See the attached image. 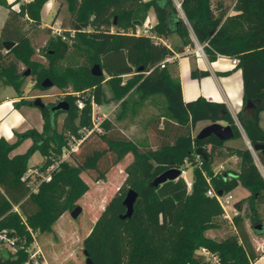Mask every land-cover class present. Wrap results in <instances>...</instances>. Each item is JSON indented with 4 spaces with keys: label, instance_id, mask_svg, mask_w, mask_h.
Masks as SVG:
<instances>
[{
    "label": "trees",
    "instance_id": "trees-1",
    "mask_svg": "<svg viewBox=\"0 0 264 264\" xmlns=\"http://www.w3.org/2000/svg\"><path fill=\"white\" fill-rule=\"evenodd\" d=\"M47 1L33 0L15 8V2L0 0V5L8 8L0 31V79L20 93L26 76V70H21L24 64L36 74V86L44 88L42 81L49 77L54 85L71 92L63 97L70 105L68 111H52L55 103L40 108L44 119L41 132L29 129L17 133L15 142L0 137V232L6 230L8 236L17 239L15 251L5 247L4 252L0 250V264H36L29 252L33 233L51 232L58 218L77 205L90 188L82 172L91 173L94 180L105 179L109 169L129 153L133 154V161L126 168V185L109 200L83 240L86 258L90 257L94 264H252L260 253L240 215L231 222L235 233L218 239L207 235L209 229L226 221L220 201L216 195L208 194L211 188L219 195H226L240 185L247 188L249 196L234 205L242 211L247 201L252 226L264 223L257 208L258 202L264 203V176L251 150L226 147V141L215 135L202 139L194 135L196 125L209 120L225 121L233 127V138L242 137L224 102L204 96L185 102L180 78L172 75L170 67H159L175 49L150 35H137L134 29L135 21L143 25L153 10L157 22L151 28L152 33L156 36L177 33L182 39L179 51L193 43L191 28L200 42H208L205 49L210 60H215L218 54L238 58L237 66L244 79V108L238 118L250 144L264 145V129L260 124L264 112V0H235L233 8L238 13L232 15H228L227 0H181L188 23L174 0H64L75 39L70 42L66 31H62L66 39L61 34L51 38L47 53L50 65L45 68L33 60L30 33L39 26ZM5 40L16 44L4 51ZM71 48L82 53V62L57 68ZM95 64L101 66L102 74L93 73ZM126 74L131 76L124 81L122 76ZM208 74L206 70L191 71L193 78ZM105 83L112 92L110 96ZM156 95L162 97L165 107L161 119L151 123L159 136L157 147H142L117 132L108 117L102 124L103 131L87 137L79 150L72 153L75 165L58 161L66 136L90 125L92 100L101 105L117 101L121 106L117 115L120 119L128 111L135 113L146 99ZM248 101L251 106H247ZM21 104L34 105V101H18L15 106ZM63 112L66 115L58 130L57 119ZM27 138L32 139L28 149L11 155ZM223 148L240 159L239 171L214 172L212 165ZM37 150L43 155L41 171L58 162L50 181L40 176L35 180L22 179L27 174L30 157ZM256 151L264 167V149ZM187 162L194 165L191 188L181 175L158 186L153 184L168 169H186ZM130 188L138 192V197L132 215L123 218L126 212L123 200ZM202 248L216 260L197 255Z\"/></svg>",
    "mask_w": 264,
    "mask_h": 264
},
{
    "label": "rangeland",
    "instance_id": "rangeland-1",
    "mask_svg": "<svg viewBox=\"0 0 264 264\" xmlns=\"http://www.w3.org/2000/svg\"><path fill=\"white\" fill-rule=\"evenodd\" d=\"M13 7L17 8V3L14 4ZM7 10V7L0 5V31L7 17ZM70 20L71 15L64 0H48L44 4L41 11V22L39 26L33 29L30 33L32 46L34 49L33 60L35 62L43 65L45 68L49 67L50 63L47 56L49 49L48 43L49 40L53 37H56L60 31H66L69 33L71 37L70 42L75 39V32L69 28ZM137 29L138 27L134 29V32ZM4 51H6V49H4ZM82 60V53H80V51L76 50L75 48H71L66 58L60 61L56 67L62 68L67 65L77 66L82 62ZM28 68L29 67L24 64L21 65L22 71L27 70ZM127 78L128 76H125L123 79L126 80ZM0 87L3 88V97L9 93L11 94L15 92L17 97H19V101H35L36 98H40L45 104L57 103L60 100H63L64 95L71 93L70 90H63L57 85H53L49 88H40L36 86V74L32 73L31 71L29 75L24 76L20 93H17L11 86L8 87V85H6L1 79ZM104 88L107 95L110 96L112 92L107 83H105ZM105 106H107V104L103 105V111L107 112L105 110ZM108 106L110 110L107 112L108 117L114 122L117 132H125V135L128 138L145 148L157 147L159 145V136L152 130L151 126L153 124L151 123L156 118L161 119V116L165 114V107L160 95H156L153 98L149 97L143 102L142 105L137 107L135 113L128 111L126 115L120 119L117 118L118 113L121 111V106L119 103L117 101H111L109 102ZM65 115L66 113L63 112L58 116V130L61 129ZM235 121H237L236 123L242 133V137L231 138L227 140L225 143L226 147L249 148V143L245 136L246 133L244 134L245 131L241 122L238 119ZM219 122L223 125L228 124L225 121ZM210 123L212 122L209 120L199 122L194 128V135L196 136L202 128ZM249 149L251 150L257 165L264 175V167L259 159L257 151L253 148V146ZM42 159L43 155L37 150L30 159V164L32 166H28L27 173L37 176L36 171L40 170V163ZM68 161L73 165L77 163L76 160L71 156L68 157ZM132 161L133 154L129 153L121 162L111 167L107 172L105 179L102 180H94V177L91 175V173L82 172V177L90 187L89 190L77 201V204L82 206V212L77 218H73L70 215V211H68L69 215L67 216L66 221L58 222L56 224L55 230L51 232H45V234L41 236L43 241L45 240L48 242L49 240H53V244L49 245L47 250L53 256L56 262H58V264H86L83 240L91 230L94 220L100 216L109 200L116 194L121 186L126 185V168ZM185 167L187 170V177L193 180L194 165L190 162H187ZM212 168L214 172L219 173L223 171L237 172L240 169V159L233 155L231 151L223 148L222 154L215 158ZM230 194L233 196L232 202L230 203L231 205L239 199L247 198L250 193L247 188L240 185L235 190L231 191ZM230 205L227 210L231 214L233 213V208ZM257 208L260 217L264 219V203L258 202ZM249 212L250 210L248 208L247 201H245L241 214L239 215L243 218L245 226L248 227V233L253 243H256V240L254 239L256 237L264 236V233H255ZM224 219H226V221L221 222L218 227L209 229L207 231V235L218 239L224 235L235 233V229L230 222V219ZM197 255H201L210 261L214 260V257L211 254L204 252L202 249L197 252Z\"/></svg>",
    "mask_w": 264,
    "mask_h": 264
},
{
    "label": "crops",
    "instance_id": "crops-1",
    "mask_svg": "<svg viewBox=\"0 0 264 264\" xmlns=\"http://www.w3.org/2000/svg\"><path fill=\"white\" fill-rule=\"evenodd\" d=\"M8 1L10 3H17V6L22 3L21 0ZM234 1L235 0H227V3L230 5L228 15L238 13L233 8ZM180 14L186 23H188L183 11H180ZM148 16L149 18L147 17L146 21L149 25L153 26L157 22L154 11L150 10ZM144 24L141 25L142 27L137 25L138 29H143ZM190 37L193 43L185 45L182 51L178 50V47L182 46V39L177 33L168 36H157L155 39L156 41H160L168 47L175 49L172 54L175 55V60L169 62L167 67H170L173 76H178L180 78L183 100L187 102L194 100L199 96H204L208 100L224 102L230 110L233 118L239 120L238 113L244 108V79L241 68L237 66L238 64H233V57L228 55L218 54L215 60H210L206 52V59L195 57L192 49L194 46V38L197 39V37L191 28ZM193 69L206 70L209 71V74L201 78H193L191 76V71ZM125 76L130 77L131 75L126 74L122 77L124 78ZM2 89L3 88L0 87V137H4L9 142H15L17 140V133H22L29 129H36L41 132L43 130L44 119L40 108L29 104H21L17 107L15 106V103L19 101V97H17L15 92H13L14 94L9 93L3 97ZM247 106H251V103ZM105 107V110L109 112L108 104ZM100 110L103 111V105H101ZM260 124L264 129V112L261 113ZM124 134L126 133L124 132ZM245 136L249 143L246 134ZM31 144V138L23 140L18 147L13 150L11 155L25 152ZM30 159L28 161L29 167L32 166L30 164ZM15 209H18L17 206H15ZM68 215V211L64 212L53 225L52 231L55 230L58 222L66 221ZM96 220L97 219L94 220V223ZM246 230L249 232L248 227H246ZM44 234L45 233H33L34 242L32 243L30 250L38 251L40 264H58L47 250L48 246L53 244V240H49L48 242L45 240L43 241L41 236ZM254 240H256V243L253 244L257 252L260 253V256L253 261L252 264H264V236L256 237ZM4 247L10 249L6 244L0 242V250L3 252L5 251Z\"/></svg>",
    "mask_w": 264,
    "mask_h": 264
},
{
    "label": "built area",
    "instance_id": "built-area-1",
    "mask_svg": "<svg viewBox=\"0 0 264 264\" xmlns=\"http://www.w3.org/2000/svg\"><path fill=\"white\" fill-rule=\"evenodd\" d=\"M33 0H21L22 3L24 2H31ZM176 6L178 7V9L180 11H182L181 8V0H176L175 1ZM151 28L152 25H149L147 22L144 24V28L143 29H137L135 31V34H147L152 36L154 39L157 38V36L151 32ZM75 32V31H73ZM59 34L62 35L63 39H66V36L62 33V31L59 32ZM209 46L208 42H200L198 39L194 38V46L192 49V52L194 54L195 57L197 58H207L206 56V47ZM175 60V55H169L167 56L165 59H163L160 63H159V67L160 68H165L167 67V64L169 62H172ZM232 62L233 64L237 65L239 63V59L236 57L232 58ZM79 107L82 108L83 104L82 102L78 103ZM91 123L90 125L87 126H83L78 130L77 134H68L66 136V144L63 147L62 153L59 156V160L58 161H68V157H70L72 155L73 152H76L79 150L80 146L82 145V143L85 141V139L87 137H89L90 135L94 134V133H100L103 131V127L102 124L104 122V120L106 118H108V113L103 112L100 110L101 105L99 103H97L95 100L91 101ZM199 162L200 159H199ZM58 164V162H56L55 164L50 165L49 167L46 168L45 171H41L38 170L36 171L37 176H40L42 180L45 181H50L52 178V171L54 170L55 166ZM187 170L186 169H182L181 172V176L185 179L187 185L189 188L192 187V179L187 177ZM37 176L35 175H30V174H25L22 179H31V180H35L37 178ZM208 194L209 195H216V197L218 198V200L220 201L223 209H224V218H229L230 221L232 222L233 218L239 214H241V211L238 210L236 208V206L234 204L230 203L232 202L233 196L228 193L226 195H219L216 194L215 191L211 188L208 190ZM230 206H232L233 208V213H229L227 208ZM0 242L6 244L10 249H12V251H15L17 248V239L15 237H10L7 235L6 230L0 232ZM202 250L204 252H207L208 254H210L205 248H202ZM30 257L32 258V260L36 263V264H40L39 263V254L37 250H30ZM213 256V255H212ZM214 257V260H216V257Z\"/></svg>",
    "mask_w": 264,
    "mask_h": 264
},
{
    "label": "water",
    "instance_id": "water-1",
    "mask_svg": "<svg viewBox=\"0 0 264 264\" xmlns=\"http://www.w3.org/2000/svg\"><path fill=\"white\" fill-rule=\"evenodd\" d=\"M135 23L137 25H142V22L139 21V20H136ZM16 43L12 40H5L3 41V45L5 47L6 50H10ZM30 68H28L25 72V75H29L30 73ZM92 71L94 74L96 75H99V74H102L103 73V70L101 69V66L99 64H95L92 68ZM54 84H53V81L47 77L45 78L43 81H42V86L44 88H49V87H52ZM251 102L248 101L247 105H249ZM34 105L35 106H38L39 108H43L46 106V104L40 99V98H36L35 101H34ZM70 108V105L67 101H64V100H61L57 103H55L52 107H51V110L52 111H59V110H62V111H68ZM211 135H215L217 136L219 139L221 140H229L231 138L234 137L235 133H234V130H233V127L230 125V124H227V125H223L222 123L220 122H212L208 125H206L204 128H202L199 133L196 135V137L198 139H202V138H205V137H208V136H211ZM250 143V142H249ZM252 145L250 144L249 145V148H251ZM255 150H258V149H264V145H255L253 147ZM198 153L201 154L202 153V150L201 149H198ZM181 172H182V169L180 168H171V169H168L164 172H162L160 175H158L154 181H153V184L155 186H158L164 182H166L167 180H172V179H175L177 178L179 175H181ZM224 175L225 176H228L229 173H226L224 172ZM221 194V192H220ZM138 197V192L136 190H134L133 188H130L126 195H125V198L123 200V203L126 207V212L123 214V218H127V217H130L133 213V210H134V204L136 202V199ZM82 212V206L77 204L71 211H70V215L73 217V218H77L79 216V214ZM253 230L254 231H264V223L261 222V223H257L253 226ZM86 264H94L92 259L90 257H87L86 260H85Z\"/></svg>",
    "mask_w": 264,
    "mask_h": 264
}]
</instances>
